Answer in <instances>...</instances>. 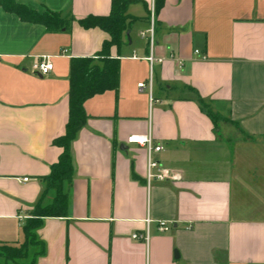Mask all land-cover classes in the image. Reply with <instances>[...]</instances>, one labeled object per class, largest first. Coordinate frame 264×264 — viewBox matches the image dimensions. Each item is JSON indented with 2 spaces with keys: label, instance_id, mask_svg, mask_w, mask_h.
<instances>
[{
  "label": "crops",
  "instance_id": "crops-1",
  "mask_svg": "<svg viewBox=\"0 0 264 264\" xmlns=\"http://www.w3.org/2000/svg\"><path fill=\"white\" fill-rule=\"evenodd\" d=\"M16 1L70 26L48 31L0 6V244L12 247L25 241L37 203L54 197L45 177L62 152L54 140L69 116L70 60L101 65L108 34L78 21L107 15L111 2ZM127 14L122 44L109 48L118 87L85 100L70 143L66 215L43 218L26 257L0 264H264V164L255 154L264 140V0H133ZM41 56L53 63L46 75L32 71ZM199 99L236 127L234 146ZM132 134H151L163 146L154 157L179 179L147 182V151L127 142ZM146 229V242L132 238Z\"/></svg>",
  "mask_w": 264,
  "mask_h": 264
},
{
  "label": "trees",
  "instance_id": "trees-1",
  "mask_svg": "<svg viewBox=\"0 0 264 264\" xmlns=\"http://www.w3.org/2000/svg\"><path fill=\"white\" fill-rule=\"evenodd\" d=\"M132 2L133 0H111L107 15H89L78 21L84 28L98 27L108 34V39L103 41L98 52L101 65L94 62L91 57H74L70 60L69 116L64 134L54 140V143L62 148V152L58 161L51 166L49 175L45 177L46 187L54 190V197L49 204L42 205L39 202L34 207L31 216L22 227L25 241L21 245L12 247L0 244V260L18 263L19 259L26 257L28 246L36 240L35 230L40 226L42 219L66 215L67 195L63 192V184L70 181L73 174L70 143L87 118L83 108L85 100L106 90H116L118 87L119 63L118 60L109 57V48L122 44L123 33L132 20L127 14V7ZM0 6L17 15L20 20L40 24L48 31L68 29L70 26V21L63 18L59 12L51 10L37 12L16 0H0ZM199 103L201 107H205L204 101L199 99ZM206 111L215 128H218L220 114L213 110ZM235 126L240 129L237 124Z\"/></svg>",
  "mask_w": 264,
  "mask_h": 264
},
{
  "label": "built area",
  "instance_id": "built-area-1",
  "mask_svg": "<svg viewBox=\"0 0 264 264\" xmlns=\"http://www.w3.org/2000/svg\"><path fill=\"white\" fill-rule=\"evenodd\" d=\"M154 14L153 3L151 6V16ZM153 30L152 27L148 31L149 40L152 39ZM152 60V57L149 58ZM53 69V63L47 56H41L35 58L32 63V71L39 73L40 75H46ZM140 88L144 87V83H139ZM127 142L130 144H136L144 147L147 151V162H146V180L150 182L152 180L158 181H173L179 179L180 175L177 171L165 167L158 159L154 157V154L159 153L163 150V146L155 144L151 134H132L127 138ZM27 177L22 178V181H27ZM149 219H146L148 224ZM158 229L165 231L168 229L167 222L158 221ZM132 238L141 239L143 241L148 240V230L146 229L144 234L133 233Z\"/></svg>",
  "mask_w": 264,
  "mask_h": 264
},
{
  "label": "rangeland",
  "instance_id": "rangeland-1",
  "mask_svg": "<svg viewBox=\"0 0 264 264\" xmlns=\"http://www.w3.org/2000/svg\"><path fill=\"white\" fill-rule=\"evenodd\" d=\"M204 108H205V110H213L209 104H206ZM217 127H220L219 134L224 139H227L230 142V144H232V146H234L237 143V140H236V137H235L237 135L236 127H234V125H231V124H228V125L224 124L223 125V121L220 119L217 122ZM260 141L261 142L258 141L259 142L258 144H261V146L263 147V150L258 151L255 154H257V156H258L257 160L260 162L259 164L263 165L264 164V140H260ZM249 169H250L251 172H253V174L256 173L255 174L256 177H258V178L262 177L261 172H260L261 170H260L259 167L256 168L257 170H254L253 167H250ZM253 181H252V179H250L251 187L253 188V190L256 189V188L260 189L261 185H259V182H257L258 184H255ZM263 181H264V178H263ZM261 191L264 192V188L262 186H261ZM35 243H36V240L33 242V244H35Z\"/></svg>",
  "mask_w": 264,
  "mask_h": 264
}]
</instances>
